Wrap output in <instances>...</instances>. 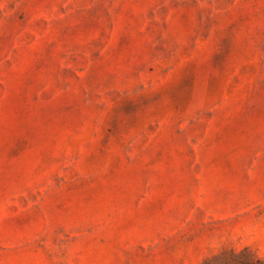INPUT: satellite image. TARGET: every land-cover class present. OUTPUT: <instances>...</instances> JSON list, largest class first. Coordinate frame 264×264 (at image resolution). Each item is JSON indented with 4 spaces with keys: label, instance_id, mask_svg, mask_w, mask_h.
I'll use <instances>...</instances> for the list:
<instances>
[{
    "label": "rangeland",
    "instance_id": "obj_1",
    "mask_svg": "<svg viewBox=\"0 0 264 264\" xmlns=\"http://www.w3.org/2000/svg\"><path fill=\"white\" fill-rule=\"evenodd\" d=\"M253 257L264 0H0V264Z\"/></svg>",
    "mask_w": 264,
    "mask_h": 264
},
{
    "label": "trees",
    "instance_id": "obj_2",
    "mask_svg": "<svg viewBox=\"0 0 264 264\" xmlns=\"http://www.w3.org/2000/svg\"><path fill=\"white\" fill-rule=\"evenodd\" d=\"M234 255H236V254H234ZM235 264H264V262H262L260 259H258L256 257H253L250 259L236 261Z\"/></svg>",
    "mask_w": 264,
    "mask_h": 264
}]
</instances>
